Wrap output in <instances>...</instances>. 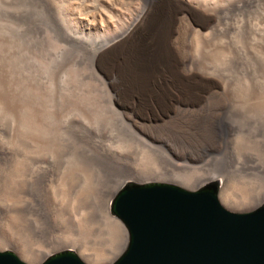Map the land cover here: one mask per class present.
<instances>
[{
  "label": "rangeland",
  "instance_id": "1",
  "mask_svg": "<svg viewBox=\"0 0 264 264\" xmlns=\"http://www.w3.org/2000/svg\"><path fill=\"white\" fill-rule=\"evenodd\" d=\"M107 2L115 0H0V250L29 264L64 249L110 264L127 233L109 203L128 181L192 190L210 175L231 211L264 201V49L234 31L207 45L191 35L208 65L200 73L225 82L195 113H176L169 87L115 96L91 51L64 30ZM179 10L164 0L138 37L170 27ZM111 16L110 37L126 23Z\"/></svg>",
  "mask_w": 264,
  "mask_h": 264
},
{
  "label": "bare ground",
  "instance_id": "2",
  "mask_svg": "<svg viewBox=\"0 0 264 264\" xmlns=\"http://www.w3.org/2000/svg\"><path fill=\"white\" fill-rule=\"evenodd\" d=\"M163 1L130 0L128 4L126 0H115L101 4L104 11L93 14V19L98 18L106 25L103 22L96 24L92 18H79L76 25L64 29L65 36L91 51L96 61L95 74L115 96L135 87L140 89L139 93L147 87H169L178 100L173 107L176 113H195L205 100L224 89L225 82L200 73L201 62L205 61L196 57L188 38L197 34L207 45L210 36L216 32L234 31L246 40L254 39L264 49V0H169L180 9L171 26L166 29L159 26L138 37L139 31L148 27ZM252 10L258 12L256 23L250 21ZM114 12L126 23L110 37L103 32L105 28L108 31L110 26H115L111 16ZM195 18H201V21ZM200 84L203 87H197ZM189 92L195 96L194 102L184 98ZM215 178L202 175L198 181L201 184Z\"/></svg>",
  "mask_w": 264,
  "mask_h": 264
},
{
  "label": "water",
  "instance_id": "3",
  "mask_svg": "<svg viewBox=\"0 0 264 264\" xmlns=\"http://www.w3.org/2000/svg\"><path fill=\"white\" fill-rule=\"evenodd\" d=\"M220 181L195 189L172 182L128 181L110 200L109 212L127 233L110 264H264V201L236 212L219 201ZM0 264H29L0 250ZM38 264H87L71 249Z\"/></svg>",
  "mask_w": 264,
  "mask_h": 264
}]
</instances>
